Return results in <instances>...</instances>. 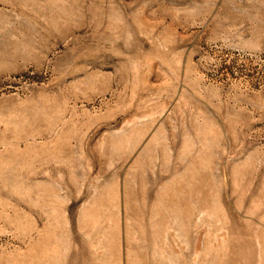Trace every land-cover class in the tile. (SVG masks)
I'll list each match as a JSON object with an SVG mask.
<instances>
[{
	"label": "rangeland",
	"instance_id": "rangeland-1",
	"mask_svg": "<svg viewBox=\"0 0 264 264\" xmlns=\"http://www.w3.org/2000/svg\"><path fill=\"white\" fill-rule=\"evenodd\" d=\"M0 264H264V0H0Z\"/></svg>",
	"mask_w": 264,
	"mask_h": 264
}]
</instances>
